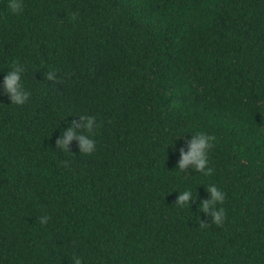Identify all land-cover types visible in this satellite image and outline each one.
<instances>
[{
  "label": "trees",
  "instance_id": "16d2710c",
  "mask_svg": "<svg viewBox=\"0 0 264 264\" xmlns=\"http://www.w3.org/2000/svg\"><path fill=\"white\" fill-rule=\"evenodd\" d=\"M6 3L0 81L18 59L31 96L0 95V264H264V0ZM81 113L91 154L56 146ZM194 128L217 137L211 176L176 169ZM211 183L221 226L197 207Z\"/></svg>",
  "mask_w": 264,
  "mask_h": 264
},
{
  "label": "clouds",
  "instance_id": "9594fccd",
  "mask_svg": "<svg viewBox=\"0 0 264 264\" xmlns=\"http://www.w3.org/2000/svg\"><path fill=\"white\" fill-rule=\"evenodd\" d=\"M6 8L7 13L4 19L9 16L21 15L24 12V0H7ZM70 19L74 21L76 14H70ZM8 69L0 81V95H6L11 101L10 105L23 106L28 103L31 96V90L25 84V66L18 59H13L10 61ZM44 75L48 81H55L58 78L55 68L49 69ZM78 117V120H73L70 126L63 129L62 135L56 140V146L63 151H70V144L72 141H76L80 153L91 154L96 149V134L94 132L97 127L96 117L85 113H81ZM189 133L191 136L185 139L186 146L174 148L179 152L176 169L179 172L189 173L188 169L191 168L199 175H213L214 169L211 167L210 153L215 146L217 137L203 128H194ZM182 135H179L178 138ZM206 190L208 197L201 199L197 207L210 217L212 224L221 226L227 218L226 209L223 207L227 193L215 183L206 185ZM177 192L178 197L175 203L180 206L191 207L192 203L197 200V195L194 194L191 187H185L183 191L177 190ZM38 219L39 223L44 225L48 222L49 217L45 214ZM206 225L200 221V227ZM70 264H83V257L75 253L71 254Z\"/></svg>",
  "mask_w": 264,
  "mask_h": 264
}]
</instances>
